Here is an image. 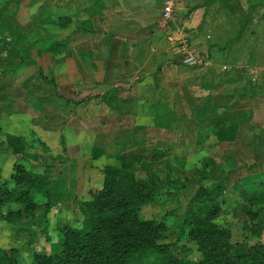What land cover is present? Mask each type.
<instances>
[{
  "label": "rangeland",
  "instance_id": "obj_1",
  "mask_svg": "<svg viewBox=\"0 0 264 264\" xmlns=\"http://www.w3.org/2000/svg\"><path fill=\"white\" fill-rule=\"evenodd\" d=\"M42 1L0 0V171L2 181H8L7 184L15 198H19L24 191L17 189L11 178L15 163H20L27 170L43 174L50 173L51 188L54 190L53 202L47 216L42 214L46 209L43 204L36 218L13 224L0 220V247L18 249L21 264H32V249L29 247L31 240L35 241L36 247L43 246L54 254L59 253L62 240L58 228L81 226L83 215L79 203L88 197V192L92 188L101 186L103 180L100 169L106 164L115 165L119 162L118 158L122 156L135 158L137 153V157H140L139 149L144 138L148 134L150 138L155 137L153 130L156 129L151 128L150 132L153 134L148 133L144 127L136 133L134 132L138 127L130 128L133 129L132 131L127 130L125 122L122 121L128 122V118L136 116L138 111L134 114L135 111L132 109L128 107L126 109L125 103L117 101L119 95L116 92L107 95L102 103H96L93 95L82 96L80 100L83 78L79 76L82 69L79 70L76 58L83 57L82 53L85 50L83 47L79 48L78 39L73 40L72 36L69 39L66 38L60 19L56 23L52 20V24H44L46 21L49 22L46 16L50 15L55 20L60 13L52 15L50 12H42L40 14L38 8ZM151 15L147 13L140 17L147 18ZM68 25H71L72 29L75 27L76 34L75 25L77 24L70 21ZM182 35L184 33H181ZM101 37L105 40L117 38L112 32L101 34ZM181 42H187V38H182ZM191 50H194L193 45L188 46L186 52L190 54L193 52ZM129 64L125 63L124 66ZM90 80L94 84L97 79L93 77ZM114 102L115 105H112ZM105 107L106 109H102ZM110 110L112 114L107 117L105 111L110 112ZM256 111L259 113V123L252 125L257 127V132L264 131V112L261 114L258 110ZM142 112L144 111L141 110L139 114ZM159 119L162 120L157 116L155 120L152 118L154 125L156 123L160 126L157 121ZM117 120H122L120 126L115 123ZM252 120L254 121V118L249 117L248 122ZM249 126L247 125L244 131L247 138L252 135ZM121 127L123 130L119 131ZM116 128L118 131L115 132ZM130 133H134L132 136L135 135V137L129 141ZM10 135L24 138L26 143L20 144L24 150L23 153L14 154L9 149L7 137ZM136 140L138 143L133 146ZM168 142L164 149H171L172 141ZM152 144L149 145L153 146ZM228 148L225 147V152L230 150ZM234 151L235 153L239 151L240 157L226 159V164L223 165L226 177L228 176L225 193L227 205L224 216L220 218L223 223L231 227L233 232L234 245L228 251L231 256L247 253L249 246L258 240L264 242V205L246 206V203H251L250 198L257 192H262L264 188L259 182L257 185V180L248 178L251 171L249 164L252 163V159L246 157L247 154L244 156L243 150L238 147H235ZM152 153L148 155L147 152L137 161L133 169L137 177L164 182L177 180L181 187L179 190L171 189V187L163 190L160 198L154 201L144 214L148 219L166 217L165 235L169 237L168 241H175L186 207L202 185L200 180L206 181L203 183L205 186H209L213 181L209 173H200L201 177L193 174L191 161H189V167H186L188 170H185L180 168L183 158L166 156L153 160ZM247 159L250 162H247ZM236 169L240 170L238 174L233 175L231 171ZM262 179L264 181V177ZM38 197L41 203L46 201L44 197L40 195ZM9 209L15 211L17 208L13 205L5 211ZM251 211L259 213L254 222L248 215ZM42 230L46 231L47 236L39 235ZM198 257L197 253L193 256V258Z\"/></svg>",
  "mask_w": 264,
  "mask_h": 264
},
{
  "label": "crops",
  "instance_id": "obj_2",
  "mask_svg": "<svg viewBox=\"0 0 264 264\" xmlns=\"http://www.w3.org/2000/svg\"><path fill=\"white\" fill-rule=\"evenodd\" d=\"M163 2L43 0L38 11L60 13L55 20L46 16L49 22L44 24L60 19L66 38L78 39L79 48L85 50L83 57L76 58L83 78L80 100L93 95L96 103H102L105 95L116 92L118 102L138 112L128 122L115 123L125 122L131 131L138 127L134 133L146 126L158 129L153 130L155 141L165 146L172 141L169 157L183 158L180 168L185 170L191 161L193 174L199 177L209 173L219 178L225 173V160L240 157L234 151L238 147L252 159L248 178L264 186V131L257 132L252 125L259 123L256 110L264 112V0H176L171 21L162 16ZM147 13L152 15L140 17ZM70 21L77 24L76 34ZM109 32L117 38L101 37ZM182 38L208 61L206 66L184 64ZM93 77L97 79L94 84ZM105 114L111 116L109 111ZM155 116L162 118L157 120L160 126L154 125ZM249 117L254 121L249 123ZM231 125H237L234 141L220 142L217 133ZM247 125L253 135L248 138ZM148 136L139 149L141 156L155 155L156 147L149 145ZM225 147L230 150L225 152ZM140 157L136 153L135 158ZM238 170L231 173L236 175ZM227 180L228 176L225 185Z\"/></svg>",
  "mask_w": 264,
  "mask_h": 264
},
{
  "label": "trees",
  "instance_id": "obj_3",
  "mask_svg": "<svg viewBox=\"0 0 264 264\" xmlns=\"http://www.w3.org/2000/svg\"><path fill=\"white\" fill-rule=\"evenodd\" d=\"M106 98L107 95L103 99ZM145 128L153 134L150 132L152 126ZM236 130L237 125L221 128L217 133L218 140L233 142ZM7 139L14 154L24 152L20 146L26 143L23 137L10 135ZM153 139L155 137H149L148 143L152 144ZM155 140L153 160L172 155L171 149H164L167 147L164 142ZM118 159L115 165L106 164L100 169L101 186L92 188L88 197L79 203L83 215L81 226L58 228L62 240L59 253L54 254L43 246L36 247L35 241H30L32 264H264V242L261 240L250 245L245 254H228L234 245L233 232L220 220L227 205L226 173L219 178L210 176L213 183L209 186L203 185L204 179L200 180L202 185L191 198L179 223L178 237L168 241L166 217L148 219L144 213L160 198L163 190L169 187L179 190L178 181L140 179L133 171L139 160L132 156ZM13 171L11 179L24 193L15 198L8 181H2L0 171V220L13 224L36 218L43 204L46 209L42 214L47 216L54 197L50 173L27 170L20 163H15ZM39 195L46 201L41 203ZM250 200L249 204L245 202L247 207L264 205V189ZM13 205L17 208L15 211H5ZM248 215L254 222L259 213L251 211ZM41 234L46 235V231H40ZM196 253L199 257L193 258ZM0 264H21L19 250L0 247Z\"/></svg>",
  "mask_w": 264,
  "mask_h": 264
},
{
  "label": "built area",
  "instance_id": "obj_4",
  "mask_svg": "<svg viewBox=\"0 0 264 264\" xmlns=\"http://www.w3.org/2000/svg\"><path fill=\"white\" fill-rule=\"evenodd\" d=\"M176 9V0H164L162 16L166 21H171ZM182 52L184 53V64L190 68L206 66L208 61L196 55L195 50H191L190 54L187 51L188 45L186 42H181Z\"/></svg>",
  "mask_w": 264,
  "mask_h": 264
}]
</instances>
